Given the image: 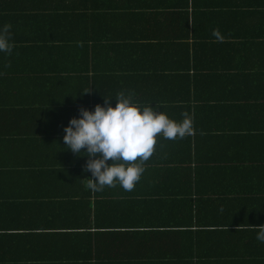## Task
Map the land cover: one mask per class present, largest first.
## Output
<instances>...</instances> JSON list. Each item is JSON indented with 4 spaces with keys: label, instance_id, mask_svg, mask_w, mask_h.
<instances>
[{
    "label": "crops",
    "instance_id": "1",
    "mask_svg": "<svg viewBox=\"0 0 264 264\" xmlns=\"http://www.w3.org/2000/svg\"><path fill=\"white\" fill-rule=\"evenodd\" d=\"M4 23L0 264H264V0H0ZM121 90L193 134L92 192L64 128Z\"/></svg>",
    "mask_w": 264,
    "mask_h": 264
},
{
    "label": "clouds",
    "instance_id": "2",
    "mask_svg": "<svg viewBox=\"0 0 264 264\" xmlns=\"http://www.w3.org/2000/svg\"><path fill=\"white\" fill-rule=\"evenodd\" d=\"M212 35L220 39L218 30ZM14 47L11 25H0V53L11 55ZM134 97L131 90L104 95L103 103H97L94 109L81 107L79 115L64 128L63 146L88 158L84 170L91 173L87 188L92 192L117 184L125 191L133 190L145 171L143 162L154 153L158 136L175 140L193 134L187 113L177 121L155 104H141ZM256 232L257 241L264 243V224L257 225Z\"/></svg>",
    "mask_w": 264,
    "mask_h": 264
},
{
    "label": "trees",
    "instance_id": "3",
    "mask_svg": "<svg viewBox=\"0 0 264 264\" xmlns=\"http://www.w3.org/2000/svg\"><path fill=\"white\" fill-rule=\"evenodd\" d=\"M192 174L194 175V176H197L198 175V173H197V170L195 169V170H192ZM193 177V176H192ZM197 177H199L200 178V176H197ZM258 194H259V192H257ZM199 250H201L202 251V249H199ZM231 258H233L232 256H230ZM140 260V259H139ZM132 262V260H130L129 262H128V264H132L131 263ZM244 261H240V263H242V264H244V263H246V264H255L254 262H247V261H245L244 263H243Z\"/></svg>",
    "mask_w": 264,
    "mask_h": 264
}]
</instances>
